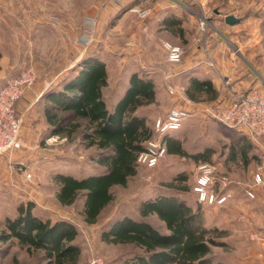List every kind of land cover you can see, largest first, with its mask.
<instances>
[{
	"label": "rangeland",
	"instance_id": "obj_1",
	"mask_svg": "<svg viewBox=\"0 0 264 264\" xmlns=\"http://www.w3.org/2000/svg\"><path fill=\"white\" fill-rule=\"evenodd\" d=\"M23 1L27 7L35 5L40 9L44 26L36 32L0 29V41L4 39L5 43L7 37L13 42L0 46L11 60L8 74L0 78V82L33 66L38 78L26 91L36 86L43 88L46 76L40 77L39 74L45 68L44 59L51 60L48 63L49 76L66 65L75 67L87 55L97 54L108 66V86L104 89V96L110 110L124 95L131 75L145 71L146 76L150 75L155 82L156 101L140 107L137 114L145 117L155 132L158 118L177 105L186 108L189 116L182 127L167 134L179 140L191 155L209 148L212 153L210 160L206 161L168 152L152 169L139 165L138 174L126 187L113 188L114 200L103 211L98 223L88 225L82 214L83 199L73 205H62L56 197L58 185L54 177L66 173L84 178L102 172L103 168L93 158L95 147L88 148L82 142L80 132L71 137L60 135L58 142L47 143L54 134L45 119L44 103L40 98L55 83L48 81L51 83L41 95H34V102L28 109L20 108L17 103L22 118V146L0 154V229L5 218L17 215L21 203L32 200L36 203V214L43 219L66 218L76 225L79 231L77 241L82 248L77 264H89L95 255L101 258L98 264H122L127 256L141 249L133 244L107 243L102 240V230L117 217L138 218L144 200L171 193L194 209L201 206L206 227L218 228L214 233L216 239L225 244L213 247L214 264H257V261L264 264V245L252 242L249 235L252 230L264 234V184L254 185V175L263 170L264 136L254 139L236 127L226 125L220 118L231 87L264 90V0H139L136 5L132 4L135 0ZM136 6L137 9H150V15L142 17L131 11ZM97 11L99 21L95 38L85 48L78 43V38L85 17ZM229 14L241 18V21L226 25L225 17ZM1 17L0 12V27ZM177 17L182 19L183 31L179 26H162L163 22ZM203 17L207 19L206 31L199 26ZM55 23L68 29L66 46L64 42L59 43L57 32L50 29ZM11 25L16 27L17 24L13 21ZM205 38L210 40V55L203 48ZM164 41L181 46L183 58L197 49L206 62L199 69L173 77L169 85L178 88L177 95L169 92L163 70H150L158 64L167 70H176V65L166 59ZM207 70L210 71L208 74L205 73ZM208 77L216 79L218 98L211 100L204 96L185 105L182 99L186 98V89L192 78L208 80ZM181 84L185 85V92H182ZM204 163L215 169L214 190L230 195L222 204L207 203L199 198L197 176L199 166ZM29 173L31 178L27 177ZM180 174L185 175L186 180L177 183L187 186L186 192H177L168 186ZM248 189L255 192L254 198L247 194ZM147 219L161 231H167L156 215ZM5 249L8 254L0 257V264H14V255L22 264H49L43 251L29 253L17 244L0 243V250Z\"/></svg>",
	"mask_w": 264,
	"mask_h": 264
},
{
	"label": "trees",
	"instance_id": "obj_2",
	"mask_svg": "<svg viewBox=\"0 0 264 264\" xmlns=\"http://www.w3.org/2000/svg\"><path fill=\"white\" fill-rule=\"evenodd\" d=\"M225 24L230 25L226 21ZM163 68L158 64L150 70ZM146 75L145 71L134 72L124 95L110 110L104 96L108 86L106 63L97 54H90L40 98L51 134L71 137L80 132L82 142L88 148L95 147L93 158L103 168L102 172L84 178L66 173L54 177L58 185L56 197L62 205H73L83 199L82 214L88 225L98 223L103 211L114 200L113 188L126 187L138 174V155L155 136L146 118L137 114L140 107L156 101L155 82ZM186 94L194 101L204 96L216 100L219 96L211 80L199 78H192ZM164 142L171 154L210 160V148L191 155L171 135H165ZM243 152L246 156V150ZM181 180H186V176H176L168 186L177 192L188 191L187 186L177 183ZM35 209L36 203L28 200L18 206L15 217L5 218L0 229V243L17 244L29 253L43 251L49 264H77L82 248L77 241L76 225L66 218L43 219ZM139 213L138 218L117 217L101 232L102 240L107 243L133 244L141 249L127 256L122 264H214L213 247L225 244L216 239L214 233L218 228L206 227L202 207L194 209L176 194L164 193L144 200ZM152 215L165 224L166 232L148 221ZM5 254L8 249L0 250V257ZM12 260L14 264H22L15 255Z\"/></svg>",
	"mask_w": 264,
	"mask_h": 264
},
{
	"label": "built area",
	"instance_id": "obj_3",
	"mask_svg": "<svg viewBox=\"0 0 264 264\" xmlns=\"http://www.w3.org/2000/svg\"><path fill=\"white\" fill-rule=\"evenodd\" d=\"M133 10L142 17H148L151 13L150 9L136 8ZM98 21V11L85 17L82 33L78 38V43L81 46L87 48L92 43L95 38ZM199 26L202 31H206V17L201 18ZM203 43L204 50L209 54L210 40L205 38ZM163 48L169 63L177 65L183 62V49L181 46L170 41H164ZM37 78V70L33 66H29L18 75L6 77L0 82V154L22 146V118L18 114L17 103L24 92L35 84ZM181 90L185 92L184 87ZM169 92L177 95L179 91L177 87L169 85ZM188 116L189 111L177 105L171 108L164 117L158 118L155 125V136L146 143V148L139 153L138 164L149 169L156 167L168 153L164 136L170 131L180 129L183 121ZM220 118L226 125L236 127L254 139L263 136L264 90L257 87L247 89L231 87ZM59 139H61L60 135H52L47 139V143L52 144L58 142ZM262 163L263 170L254 175V185L256 186L264 184V155L262 156ZM199 170L196 191L199 193L200 200L207 203H224L230 195L214 190L216 183L214 167L204 163L199 166ZM31 176L30 173L27 174L28 178H31ZM211 188L212 190H210ZM247 194L253 198L255 197V192L251 189L247 190ZM249 235L252 242L264 245V234L252 230ZM100 262L101 258L95 255L89 264H98Z\"/></svg>",
	"mask_w": 264,
	"mask_h": 264
},
{
	"label": "crops",
	"instance_id": "obj_4",
	"mask_svg": "<svg viewBox=\"0 0 264 264\" xmlns=\"http://www.w3.org/2000/svg\"><path fill=\"white\" fill-rule=\"evenodd\" d=\"M31 4H32V2H31ZM33 4H34V2H33ZM36 7L37 6H35V5L34 6L31 5V6L27 7L25 5V1H23V0H17V1H15V0H13V1L2 0L1 1V7H0V12L2 15V17H1L2 26L0 27V29L6 30V31H10V29H12V28L17 29V30H30V31L32 30L35 32L41 31V27L44 26L43 25L44 20L42 19V16L40 14L41 13L40 9H38ZM134 8H138V7L137 6L133 7L131 9V11ZM181 20L182 19H180V17H177L173 24L168 25L166 22H163L162 26L165 28L174 27V26L175 27L179 26L180 28H184V25H183ZM13 21H15V23L17 24L16 27L11 25V22H13ZM50 29L57 32L58 36H56V37L58 38L59 43L64 42V45L66 46L67 45V39L69 38L67 27L65 25H62L61 23L59 25H56V23H55V26L51 27V25H50ZM10 43H13V42L11 41V39H9V38L7 39V37H6L5 43H4V39H3V41H0V46L1 45L4 46L6 44L8 45ZM0 54H1V57H0V78L2 79L5 75L8 74L7 70H9V67H11V60H10V57L7 56V53L5 52V50L3 48H0ZM137 54L139 56V53H137ZM140 59H141V57H139V60ZM44 60H46L45 61L46 62L45 68H44V70L41 69L42 71H40V74H39L40 77L46 76L44 84H42L43 88L36 86L35 89H30V90L26 91L25 94L21 97L24 100L21 99L22 101L21 100H20V102L18 101L20 108L28 109L31 106V104L34 102V95H38V94L41 95L51 82L57 83L59 81L60 77L62 76V74H64L66 71H68L69 69H71L73 67V64L70 66L66 65L63 68L59 69L57 72L51 73L48 76V74L50 73V71H48V69H50V66H48V63H50L51 60H50V58H49L50 61H48L47 59H44ZM159 62H162V61H159ZM203 63H206V62L204 61L203 57H201V55L197 52V49H195L194 53H191V55L184 56L183 62L180 63L179 65L175 66L176 67V70H174L175 72L167 70V67L162 69L163 73L166 74V77H167L166 78V84L169 85V82L170 83L173 82V77L175 75H179L181 73H184L187 70H192L195 68L199 69L202 67L201 65ZM107 69H108V66H107ZM206 72L208 74V72H210V71L207 70V71H205V73ZM148 77H150V75ZM48 78H50L51 80L50 79L48 80ZM207 79L211 80L213 82L215 88L217 89L216 79L211 78V77H208ZM48 81H51V82L49 83ZM127 84H129V83H127ZM188 85H189V83H188ZM181 86L185 87L184 84H181ZM157 99H159L158 93H157ZM171 99L173 101H175L174 98L171 97ZM26 100H27V102H26ZM182 100L184 101L183 103L185 105L192 102V100L187 95H186V98L182 99ZM179 104H181V102H179ZM262 142H264V138H262ZM231 196H232V194H231ZM257 264H259L258 261H257Z\"/></svg>",
	"mask_w": 264,
	"mask_h": 264
},
{
	"label": "water",
	"instance_id": "obj_5",
	"mask_svg": "<svg viewBox=\"0 0 264 264\" xmlns=\"http://www.w3.org/2000/svg\"><path fill=\"white\" fill-rule=\"evenodd\" d=\"M225 21L230 24V25H234V24H237L241 21V18L239 17H236L235 15L233 14H229L225 17Z\"/></svg>",
	"mask_w": 264,
	"mask_h": 264
}]
</instances>
